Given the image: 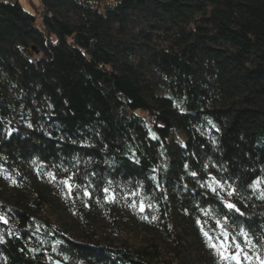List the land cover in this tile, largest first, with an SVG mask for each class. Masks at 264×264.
Returning <instances> with one entry per match:
<instances>
[{"label": "trees", "instance_id": "obj_1", "mask_svg": "<svg viewBox=\"0 0 264 264\" xmlns=\"http://www.w3.org/2000/svg\"><path fill=\"white\" fill-rule=\"evenodd\" d=\"M38 1L0 0V264H220L225 215L264 257V0Z\"/></svg>", "mask_w": 264, "mask_h": 264}, {"label": "snow or ice", "instance_id": "obj_2", "mask_svg": "<svg viewBox=\"0 0 264 264\" xmlns=\"http://www.w3.org/2000/svg\"><path fill=\"white\" fill-rule=\"evenodd\" d=\"M49 175L52 176L53 180L56 179L53 174L50 173ZM191 175L195 177L197 173L192 172ZM70 180L71 177L61 181L62 184L68 187L69 194H71L73 187L72 184L69 183ZM211 181V183L202 186H206L210 190V192L221 202L223 207L229 210V212H236L240 216L245 215L243 212H241L240 208L237 207L235 203L226 198L237 195L238 190L231 184H226L225 182L218 180L215 176L211 177ZM261 183H264V181L257 180L253 184H251L250 187H252L253 189H257ZM76 187H79V185H77ZM109 191V188L104 189L105 193H108ZM85 195L91 196V193L88 192L87 189H85ZM115 198V194H112L108 197L110 202H115ZM259 198L264 199V191L261 192ZM139 207L140 211L143 212L145 210L146 206L143 201H140ZM147 207L151 208L152 206L147 205ZM228 220L229 217L227 215L223 217V221L221 219H216L215 224L219 228L218 235H213L208 231H204V235L208 241V245L219 257L220 264H245V262H247V264H253L254 259L257 264H264V257H261L260 255H256L255 257H253L249 254L248 249L255 247L252 242L253 235L250 233V231L241 229L239 233H235L229 229L227 224ZM0 221L5 224L8 223V220L4 215H0ZM257 243H259V241H257ZM64 259L67 260L69 259V257L65 256ZM57 264H59V261H57Z\"/></svg>", "mask_w": 264, "mask_h": 264}, {"label": "rangeland", "instance_id": "obj_3", "mask_svg": "<svg viewBox=\"0 0 264 264\" xmlns=\"http://www.w3.org/2000/svg\"><path fill=\"white\" fill-rule=\"evenodd\" d=\"M21 5L24 7V9H26L28 12L35 14V9L31 8V5L29 3L30 0H19ZM34 4L35 5H39L40 2L38 0H34Z\"/></svg>", "mask_w": 264, "mask_h": 264}]
</instances>
